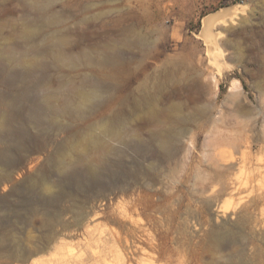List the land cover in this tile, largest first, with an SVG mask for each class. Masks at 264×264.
<instances>
[{
    "label": "rangeland",
    "instance_id": "obj_1",
    "mask_svg": "<svg viewBox=\"0 0 264 264\" xmlns=\"http://www.w3.org/2000/svg\"><path fill=\"white\" fill-rule=\"evenodd\" d=\"M35 4H44V11ZM233 4H238L236 10L242 9L235 20L218 23L213 35L201 34L206 15ZM43 14L47 19L40 17ZM216 30L221 31L218 38ZM205 36L213 39L209 42ZM139 39L147 48L137 44ZM0 46L8 48L17 61L6 74L35 67L41 61L47 64L30 81L31 94L52 107L64 102L63 94H73L81 86L90 88L94 84L91 78L106 79L117 97L128 92L141 95L145 91L141 83H147L146 91L156 95L155 111L124 109L127 128L142 139L148 138L150 128L188 130L177 161L165 163L164 169L155 172L161 193L171 197L168 212H164L170 223L171 245H183L196 264L224 263V255L238 254L243 249L252 264H264V224L261 233L254 235L250 227L240 224L239 209L230 196L217 197L205 191L224 170L216 162V140L244 135L245 127L253 129L251 156L258 164L235 171L243 178L259 179L260 171H264V0H0ZM107 53L115 54L116 62L101 69L99 61ZM24 54L27 59L22 60ZM117 68V78L112 80ZM0 88L8 90L6 86ZM117 109L107 113L99 110L86 120L72 123L86 128ZM179 115L185 125L176 122ZM24 126L21 120L15 122V128L25 131L28 137L36 132ZM49 136L55 138V144L47 151L29 153L9 188L5 190L1 185L0 198L14 200V187L23 189L26 199L49 195L29 180L40 172L58 174L55 164L48 162L57 145L65 142L61 156L73 159L86 149L89 139L86 135L70 138L67 132ZM103 142L108 148L120 146L116 137L104 138ZM11 153H17L15 148ZM97 154L103 153L95 152L93 156ZM112 160L116 162L115 154ZM137 161L143 159L138 156ZM113 172L117 178L116 167ZM112 175L106 177L107 182L113 180ZM211 194L215 195L213 199ZM254 213L264 218V204ZM4 216L0 213V219ZM90 216L96 226L93 233L86 225H74L69 230L58 226L63 244L51 245L36 255L37 259L46 264H97L94 252L103 248L115 257L114 243L103 246L100 236L109 234L116 224L111 217ZM65 218L76 221L73 212ZM32 222L23 237L28 246L37 247L46 227L42 215ZM229 226L241 231L244 241L218 252L212 232Z\"/></svg>",
    "mask_w": 264,
    "mask_h": 264
},
{
    "label": "bare ground",
    "instance_id": "obj_2",
    "mask_svg": "<svg viewBox=\"0 0 264 264\" xmlns=\"http://www.w3.org/2000/svg\"><path fill=\"white\" fill-rule=\"evenodd\" d=\"M35 5L44 11V4ZM237 6L233 4L222 7L206 15L201 34L213 35L218 23L235 20L242 10H236ZM44 14L40 17L47 19ZM216 33L218 38L221 31L216 30ZM205 37L209 42L213 39L211 36ZM137 44L146 47L141 39L137 40ZM26 56L24 54L22 60L27 59ZM14 62L17 64L14 54L5 46H0V87L8 88H0V187L4 184L5 190L9 188V182L14 180L15 172L29 153L47 151L55 144V138L49 134L57 136L67 132L70 138L86 135L89 139L86 149L73 156V159L61 156L65 142L57 145L48 162L55 164L58 174L40 172L29 180L33 187H39L49 195L26 199L23 189L14 187L11 190L14 200L0 198V213L5 215L0 219V264H46L37 259L36 255L51 245L61 247V232L57 227L69 230L74 225H86L87 231L93 233L96 226L91 213L94 216L111 217L116 224L109 234L100 236L103 246L114 243L116 256L111 258L110 252L104 248L95 251L97 264H155L156 260H160V264H196L183 245H171L170 223L164 214L168 212L166 208L171 197L163 196L159 188L161 182L155 174L165 168V163L177 161L187 128H150L148 138L142 139L126 126L124 109L132 107L136 110L155 111L156 95L146 91L147 83H141V89L145 90L141 95L128 92L117 97L106 79L91 78L94 84L90 88L81 86L73 94H63L64 102L52 107L39 102L31 94L32 79L47 64L41 61L35 67L6 74L9 66L15 65ZM112 62H116V55L107 53L101 57L99 66L104 69L105 65ZM117 73L118 68L114 70L112 80H116ZM50 95L57 96L55 93ZM116 106L118 109L111 116L103 117L86 128L72 123L86 120L99 110L107 113ZM176 118V122L185 125L183 117L179 115ZM19 120L24 123V127L31 126L36 132L28 137L25 131L17 130L15 122ZM56 122L60 124L58 127L53 125ZM96 129L100 132L95 133ZM252 130L245 127L244 135H227L216 140V162L224 170L220 172L219 178L211 181L205 191L210 190L217 197L230 196L231 202L239 209L237 214L240 224L243 228L250 227L251 233L257 235L261 233L264 218H258L254 209L264 204V171H260L261 179L243 178L235 171L242 172L248 164H258L251 156L254 147L250 135ZM114 137L120 146H105L103 139ZM13 148L17 151L15 155L11 153ZM95 152L103 154L94 157ZM114 154L117 156L116 162L112 160ZM138 156L143 161L138 162ZM144 161H149V164L145 165ZM114 167L118 173L117 178L112 175ZM110 175L113 180L107 182L106 177ZM213 197L215 195L210 199ZM66 203L71 206L68 207ZM69 212L74 213L75 223L65 218ZM37 215L43 216L46 231L40 245L30 247L25 243L23 235ZM149 225L152 227L149 228ZM152 228L157 232L153 233ZM243 238L241 231L231 227L212 232V241L218 252L234 247L241 240L244 241ZM223 257L225 262L219 264H252L246 257L245 249L238 254ZM57 264L71 263L60 261Z\"/></svg>",
    "mask_w": 264,
    "mask_h": 264
}]
</instances>
